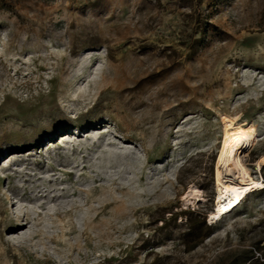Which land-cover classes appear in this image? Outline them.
I'll return each mask as SVG.
<instances>
[{"label":"rangeland","instance_id":"obj_1","mask_svg":"<svg viewBox=\"0 0 264 264\" xmlns=\"http://www.w3.org/2000/svg\"><path fill=\"white\" fill-rule=\"evenodd\" d=\"M231 118L264 183V0H0V264H264Z\"/></svg>","mask_w":264,"mask_h":264},{"label":"bare ground","instance_id":"obj_2","mask_svg":"<svg viewBox=\"0 0 264 264\" xmlns=\"http://www.w3.org/2000/svg\"><path fill=\"white\" fill-rule=\"evenodd\" d=\"M252 134L249 130L236 126L233 119L224 124V138L217 159V168L225 166L226 173L222 177L216 172L215 181L218 195L210 221L238 209L243 200L253 191L264 187L263 181L254 180L240 159L241 152L250 146ZM264 166V156L256 161V170ZM218 170V169H217Z\"/></svg>","mask_w":264,"mask_h":264},{"label":"trees","instance_id":"obj_3","mask_svg":"<svg viewBox=\"0 0 264 264\" xmlns=\"http://www.w3.org/2000/svg\"><path fill=\"white\" fill-rule=\"evenodd\" d=\"M203 226L206 228L207 226H206V224H205V222L203 223Z\"/></svg>","mask_w":264,"mask_h":264}]
</instances>
